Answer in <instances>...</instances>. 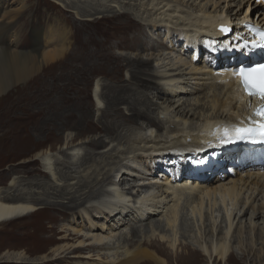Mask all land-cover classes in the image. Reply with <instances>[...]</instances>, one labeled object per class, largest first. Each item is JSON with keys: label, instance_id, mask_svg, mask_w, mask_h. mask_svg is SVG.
I'll list each match as a JSON object with an SVG mask.
<instances>
[{"label": "bare ground", "instance_id": "6f19581e", "mask_svg": "<svg viewBox=\"0 0 264 264\" xmlns=\"http://www.w3.org/2000/svg\"><path fill=\"white\" fill-rule=\"evenodd\" d=\"M16 1L6 3L0 17V97L6 96L12 108L10 90L27 83L41 68L56 64L62 70L68 65L76 69L73 60L77 53L93 56L97 53L93 49L103 50L104 56H98L111 65L91 68L93 80L98 79L95 96L104 103V108L95 107L91 116L83 113L87 121L96 116L92 125L79 129L75 136L66 135L57 153L52 149L37 153L33 160L41 171L20 168L7 175L6 189L0 186V225L32 218L12 234L34 244L33 253L42 250L45 264L60 263L68 255L74 260L96 256L100 261L95 264H245L254 256L255 246L264 243V202L263 197L258 199L264 190V146L251 138H227L224 130L250 125L247 108L253 103L239 86L233 60L249 56L245 53L252 49L242 44L247 36L238 26L264 0H223L222 8V0H56L63 12H72L77 21L110 22L100 36L87 29L80 42L83 51L74 47L77 29L73 31L63 17L33 31L30 47H19L18 32L13 31L19 15ZM232 3L246 7L243 18L240 9L233 19L226 15L223 24L210 27ZM171 20L181 22L169 27ZM255 24L264 26V18ZM145 32L163 36L165 44L148 45ZM112 49L137 53L138 57L115 56ZM178 52L182 56L191 53L194 60L182 61L185 64L179 66L163 57ZM145 54L148 59H143ZM62 70L57 81L63 91L68 73ZM102 79L107 82L101 86ZM121 107L128 117L118 111ZM4 111L0 112V161L5 155L16 157L28 149L27 144L15 140L21 117ZM106 143L116 145L96 153ZM186 144H207L212 150H176ZM93 156L103 164L99 171L85 167ZM42 169L49 183L27 180L40 175ZM120 174L121 183L116 184ZM153 176H161L169 188L138 187L133 179ZM130 180L134 185H129ZM205 198L221 201L227 230L221 227L222 216L217 223L218 215H212L206 225ZM126 203L139 206L132 209ZM180 205L188 207L192 219H198L204 233L197 239L176 230ZM79 209L85 211L91 225L98 223L101 230L108 231L103 238L92 237L98 244L95 247L81 248L79 242L73 249L64 227L55 237L59 222L55 214L65 217ZM115 233L117 239L110 242ZM8 253L2 258L6 262L26 263L21 254L12 257ZM253 263L260 264L249 260Z\"/></svg>", "mask_w": 264, "mask_h": 264}, {"label": "rangeland", "instance_id": "374dc122", "mask_svg": "<svg viewBox=\"0 0 264 264\" xmlns=\"http://www.w3.org/2000/svg\"><path fill=\"white\" fill-rule=\"evenodd\" d=\"M11 1L12 0H0V17L2 15L1 14L2 9L7 6L6 3L9 4ZM16 2H19L18 4L19 7L18 5L16 6L19 15L16 16L17 18L15 20L17 21L15 22V27L13 31L18 32L17 44L19 47L23 46V48L31 46L32 41H30V38L33 35V31H35L36 33L41 29H45L46 26L52 25L53 23L56 22V19L60 17H63L70 22L73 31L77 29L75 35L77 36L76 45L74 47H76L78 51L85 50L83 47H81L80 42L86 38V33L88 31L87 29L95 30L96 35L100 36L101 32L103 33L104 27H106L110 23L108 20H98L95 24L89 22L86 23L78 20L80 22L79 23L76 20V16L72 14V12H67L66 9L63 12L62 10L63 7H60L58 5L59 3L56 0H17ZM229 5L230 6L224 8L223 10L224 14L221 15L219 21H217L216 23H211L213 25L208 24L210 27L213 26L219 27L218 24L224 23L223 20L225 19L226 15H230L231 17L229 18L233 19L235 13H237V11H239L240 9H242V13H243L240 18L241 19L243 18L246 7L241 6L239 8L237 3H232ZM221 6L224 7L223 0L220 3V8H222ZM257 7H258L257 10L253 11L252 14L248 12L247 15L249 21H247L248 19L247 20L245 19L246 20L245 23H249V22L252 23L255 22L256 20H260V18H264V1L259 2ZM175 18H177V16ZM171 21H172L171 22L172 25H170L169 27H173L174 25L177 26L180 24L179 22H181L178 21L176 24H174L176 20H171ZM134 24H136V22ZM238 27L241 30H243L241 26ZM67 28L69 29L70 27ZM139 30L141 31V33H143L141 27H139ZM144 35H146L145 41L148 45H154L155 47H158L160 45L165 44V38L163 39V36L152 35L149 32L147 33L145 32ZM41 45L43 48L44 46L43 43H41ZM48 49L51 48H45L44 50H48ZM93 50L97 52L96 54L95 53L91 54L93 56L77 53L76 55L77 59L73 60V64L75 63L74 65L77 66L76 69H74L73 66L71 67V65L66 66L65 69L68 75L64 81L65 86L63 91L61 89L62 87L61 88L59 87L60 86V82H58L59 80L57 81V75L62 70V68L55 64L48 66L47 68H44L43 71L41 68L39 72L36 75H34L32 79H30L27 83L19 84L13 90H10L9 92L10 94L8 93V95L12 96L10 100L13 101L14 108H12L9 102L6 101L7 100L6 96L0 97V106H1L0 112L4 111V108L6 107L5 109L6 111L4 112L14 113L21 117L22 121L18 124V127L20 129L18 131L17 136H15L16 137L15 140L17 142H20L21 144H27L26 146H28L27 153H22L21 155H17L16 157H12V158L6 157L5 155V157L0 161V178H2L3 180L0 183V186H2L3 184L1 188L6 189L4 187L8 184V180H9L8 178L9 176L7 175L16 169L20 170V168H22L24 171H26L25 168H29V169L37 168L38 170L41 171L40 164L37 161L33 160L35 158V155L37 153H42V151L44 152L49 149H52L53 152L57 153L66 135L75 136L76 134H78L79 129L83 127L89 128V125H92L91 121L93 120L95 121L96 116L94 117V115L92 116V119L90 117L91 121H87V116H83V113L85 111L90 113L91 116V114L94 112L92 110H94L95 107L99 106L101 110L104 108V103L100 100V98L98 99V97L95 96V91H96L95 82H97L98 79L96 81L93 80L95 76L93 74H95V72H92L91 68L93 66H103V65L110 66L111 64L107 63L106 60H103V57L98 56L100 54L102 55L101 52H103V50H97V49H93ZM110 51L115 56H123V57L127 56L132 59L138 57L137 53L131 54L117 49H112ZM154 54L158 55V57L161 56L159 53H154ZM165 54L166 53L163 54L164 55L163 57L168 58V61L171 60L173 63L177 65L181 64L179 66H183L182 64H185L188 61L192 62L194 60V57L191 55V53H188L185 56L180 55L181 53L179 52L175 54L173 53L170 56L169 55L165 56ZM146 55L147 54L142 56L143 59H148ZM168 61L166 62L168 63ZM182 61L183 62L186 61V62L183 63ZM155 67H156L155 65L152 66V69ZM65 69L63 68L62 71H64ZM106 82L107 81L105 79H102L100 85L102 86ZM119 86H121V84H119ZM16 103H18V105ZM124 108L121 107L119 108L118 111L120 113H123L124 117H128L129 113L123 110ZM80 121H83L82 123L84 124L79 125L81 124L79 123ZM2 134L3 131H0V135ZM84 137L85 136L83 135L82 138ZM57 139L59 141L60 140L62 141L59 143ZM115 145L116 143L113 144L106 143L102 148L98 149V152L96 151V153L103 152L106 149L109 150ZM6 149L3 150V154L6 153L7 151ZM201 149L204 151H208V150H212V147H210L207 144L205 145L186 144L178 147L176 150L178 152L180 151L179 153H194V152L196 153ZM97 159L98 158L93 156L91 160L89 161L87 160V165L85 167L91 166V170L97 168L96 171H99L102 168L103 164H101V160H97ZM55 160L58 161V159ZM132 166L134 167V165ZM138 166L141 168L140 165ZM138 166L137 168H139ZM85 167H82L80 171H82ZM43 172L44 171L42 169V173L40 175L29 176L27 180H30V178L39 179V180H43L45 183H49V181H51L50 178L49 177L45 178L44 177L45 174ZM121 176H123V174H120V176L116 178V181H114L116 184L118 183V181H120L121 183L120 180ZM157 178H158L157 176H153L151 178L143 177L140 179L139 178L136 179L133 178V179L136 180V182H138L137 184L138 187L146 186L148 188L150 186H155L158 188L157 190H163L169 188V186L168 187L166 186L167 181H165L161 176L158 179ZM134 182L130 180L129 185H134ZM170 186L173 187V184ZM102 190H104V188ZM168 194H170V192H168ZM261 197H263V202H264V190L262 191V194L258 197V199H260ZM212 200L213 198L209 200L208 198H205L204 199L205 202L203 203L204 210L207 212V217H208V221L206 222V225L209 224L212 215L219 216L217 223L221 221L220 218L222 216V221L220 222V224L222 229L225 231L227 230L228 222H227L226 214L224 213L225 212L224 207L222 206V203L219 199L213 201ZM215 202L217 203L215 204ZM126 205H128L130 208L133 207L132 209H136L134 207L139 206V205L137 206L135 203L134 205L132 203H126ZM180 206L181 207L178 208V216H177L178 220L176 223L177 225L176 230L180 234L184 233L185 236H192V237L194 236V238L197 239L204 233L201 230V226L198 219L196 218L192 219L190 217L187 206L185 205H180ZM55 215L59 218V222L56 225L57 228L56 234L54 233L55 237H57V233L60 232L61 227H64L67 231L66 235L70 239L69 246L73 245V249H77V247H79L77 246L79 242H82L80 246L81 248L83 247L88 248L91 246L95 247L98 244L93 243L92 237L97 236L103 238L107 236L106 234L108 231L101 230V228L98 226V223H96L93 226L91 225V223H89L86 220L87 217L84 210L81 209L76 210L75 213H71L70 215H67L65 217H61L60 215H57V213ZM248 217H249V213L246 218L248 219ZM29 221L30 222L33 221L32 218L16 220L8 224L0 225V264H23L20 262H6L4 259H2L8 252H9L8 254H12L11 255L12 257L19 256V254H21L20 257L22 259L23 257L26 258L25 261L26 263L24 264H45L42 263L43 262L42 250L33 253V251L35 250L34 244H32L30 241L19 240L12 234V232L17 228L18 225L24 224ZM89 226H91V228H89ZM120 230H122L123 233L125 234H129L128 229L121 228ZM117 236H118L117 233L111 236L113 238H111L110 242H114V240L117 239ZM260 243H258V245L255 246L256 251L254 253V256L251 255L252 257L251 256L248 257V260L244 262L245 264H249V260L252 261L256 260V262H260V264H264V261H262L264 259V243H262L263 245H261ZM12 245H16L14 246L15 247L14 249L12 248ZM44 250H48V249H44ZM25 253L28 254L25 255ZM238 256L240 257V253H238ZM38 259H42V260H38ZM74 261H82V262H88L89 264H95L97 262L99 263L100 260L96 256L91 257L87 255H85L84 257H79V259L77 260H74L70 258V256L68 255L65 257V259L62 262L54 263V264H74Z\"/></svg>", "mask_w": 264, "mask_h": 264}, {"label": "snow or ice", "instance_id": "6c2138e0", "mask_svg": "<svg viewBox=\"0 0 264 264\" xmlns=\"http://www.w3.org/2000/svg\"><path fill=\"white\" fill-rule=\"evenodd\" d=\"M261 35L264 37V33ZM259 47L264 49V42L260 43ZM237 74L241 78L245 92L249 96H258L264 101V63L241 67ZM254 115L259 116L260 119L252 120L248 127H236L231 132L225 129V137L235 136L238 139L251 138L253 140L264 138V104L255 110Z\"/></svg>", "mask_w": 264, "mask_h": 264}]
</instances>
